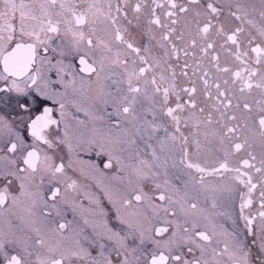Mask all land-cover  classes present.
I'll return each mask as SVG.
<instances>
[{"label": "snow or ice", "instance_id": "6c2138e0", "mask_svg": "<svg viewBox=\"0 0 264 264\" xmlns=\"http://www.w3.org/2000/svg\"><path fill=\"white\" fill-rule=\"evenodd\" d=\"M264 251V0H0V264H250Z\"/></svg>", "mask_w": 264, "mask_h": 264}, {"label": "flooded vegetation", "instance_id": "af4514ba", "mask_svg": "<svg viewBox=\"0 0 264 264\" xmlns=\"http://www.w3.org/2000/svg\"><path fill=\"white\" fill-rule=\"evenodd\" d=\"M245 242L249 252L250 264H264V251H261L258 239L248 235Z\"/></svg>", "mask_w": 264, "mask_h": 264}]
</instances>
